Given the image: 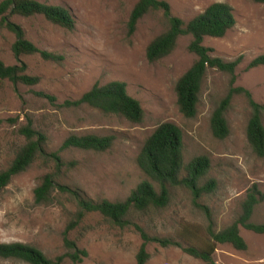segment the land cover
Masks as SVG:
<instances>
[{
    "label": "rangeland",
    "instance_id": "rangeland-1",
    "mask_svg": "<svg viewBox=\"0 0 264 264\" xmlns=\"http://www.w3.org/2000/svg\"><path fill=\"white\" fill-rule=\"evenodd\" d=\"M1 1V0H0ZM67 8L74 17L73 30H66L42 16L23 18L13 15L26 37L39 48L62 56L60 62L42 60L38 55H22L27 72L38 76L33 86L14 85L0 79V171L14 158L25 140L18 128L29 118L32 126L47 136L45 149L57 151L70 134L113 135L111 148L104 152L75 148L60 152L65 163L57 177L61 184L84 192L92 200L120 201L142 180L148 179L138 167L136 157L155 127L163 122L175 124L182 133L183 161L196 156L210 160L207 179L216 181L212 193L199 199L209 208L215 230L236 220L241 203L253 185L263 195L255 207L252 220L264 222V157L257 156L246 138L250 107L243 95H235L225 117L229 135L215 138L210 130V116L229 88V75L208 69L203 79L197 112L184 117L177 106L175 84L196 60L188 50L190 36H181L175 49L166 57L149 62L146 47L168 27L161 11H150L128 36L127 21L138 0H39ZM171 13L184 22L201 13L213 2L228 3L234 11L236 24L223 37H205L203 44L212 55L233 60L242 55L237 66L235 86L248 89L253 99L264 105V66L247 68L248 63L264 54V3L254 0H166ZM12 33L0 27V60L6 65L17 61L12 54ZM123 81L127 92L143 109L141 123L104 114L81 106L62 107L65 100L78 99L93 84ZM43 92L54 101L36 95ZM264 126V112L261 115ZM53 171V163L38 158L27 170L14 176L0 190V242L31 244L56 261L67 253L64 230L77 210L66 195H58L50 205H35L33 190L42 177ZM185 175L183 171L181 177ZM168 206L159 210L137 212L128 219L140 225L149 235L198 244L206 236L204 213L197 208L189 191L183 186L170 187ZM246 250L230 244H218L213 254L217 264H264V234L240 227ZM186 240H184L183 238ZM88 255L80 264H136L141 239L130 228L112 226L99 213L87 214L82 222L67 234ZM150 255L146 264H204L201 259L186 254L181 248L147 245ZM0 264H27L16 259L0 258ZM59 264H73L64 257Z\"/></svg>",
    "mask_w": 264,
    "mask_h": 264
},
{
    "label": "trees",
    "instance_id": "trees-1",
    "mask_svg": "<svg viewBox=\"0 0 264 264\" xmlns=\"http://www.w3.org/2000/svg\"><path fill=\"white\" fill-rule=\"evenodd\" d=\"M254 1L264 3V0ZM150 11H161L168 27L147 45L145 54L149 62L166 57L175 49L181 36H190L187 48L196 56V60L175 84L177 106L181 114L186 118H193L196 115L201 85L208 69L228 74L227 94L219 100L210 116L211 133L217 139H224L229 135L225 114L230 108L233 97L243 95L251 110L246 126L247 141L257 156L264 157V126L261 117L264 105L257 103L248 89L235 86L237 79L235 70L243 59L242 55L233 60H224L213 56L212 49L203 44L205 37H223L235 26L233 8L225 2H213L201 13L184 22L171 13L170 5L166 0H138L127 21L128 36L135 32L139 20ZM13 15L23 18L42 16L49 22L70 31L75 26L74 17L63 6L39 0L0 1V27L13 34L11 51L17 61L13 65H6L0 60V79L8 80L14 85L33 86L39 83L40 78L27 72V65L20 57L38 55L45 61L60 62L62 56L41 49L29 40L22 26L11 20ZM258 66H264V54L253 58L247 68ZM36 95L51 102L55 100L54 96L43 92H37ZM61 106L67 108L88 106L104 114L121 116L132 123H141L144 117L139 101L127 92L126 83L118 80L103 85L95 83L78 99L65 100ZM18 132L24 137L25 142L9 165L0 171V190L5 188L14 176L27 170L38 158H42L45 163H53V171L47 172L34 188V204L50 205L55 202L58 195H66L68 200L75 204L77 210L64 230L63 242L68 251L56 261L48 258L39 248L23 242H0V258L16 259L27 264H59L64 257H67L73 264H80L88 253L80 249L73 240L68 239L67 234L89 213H99L112 226L121 229L133 227L141 239L135 256L136 264H146L150 257L147 251V245L150 243H156L161 247H179L186 254L201 259L204 264H217L213 254L218 244H230L237 250H246L247 244L240 234V227L257 234H264V222L256 223L252 220L254 209L263 197L256 185L252 186L242 201L238 218L220 230L214 229L209 208L198 202L202 196L212 193L216 188L214 179L200 183L209 171L210 160L207 156L200 155L184 164L182 133L171 122L158 124L145 139L136 162L148 179L139 182L129 195L120 201L92 200L79 189L57 181L64 166L70 168L74 165V162L67 164L62 160L61 151L75 148L104 152L113 145V135L70 134L57 151L48 152L45 149L47 136L32 126L31 119L27 118L26 123L18 128ZM183 171L185 175L181 177ZM177 186L186 188L193 204L204 213L207 236L198 244L189 243L183 236L186 241L184 244L169 237L149 235L140 225L128 219L132 210L144 212L168 206L171 199L170 187Z\"/></svg>",
    "mask_w": 264,
    "mask_h": 264
}]
</instances>
